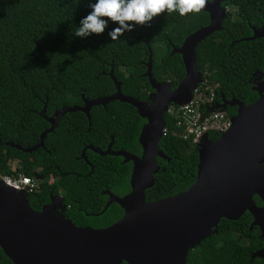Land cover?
Masks as SVG:
<instances>
[{"label":"trees","instance_id":"1","mask_svg":"<svg viewBox=\"0 0 264 264\" xmlns=\"http://www.w3.org/2000/svg\"><path fill=\"white\" fill-rule=\"evenodd\" d=\"M89 0H0V175H24L37 179L38 187L27 193L29 205L40 210L50 195L62 197L65 219L76 226L106 227L122 214L115 202L103 212L104 191L116 187L128 190V170L119 159L98 155L88 144L105 149L137 148V136L145 121L125 102L94 105L87 116L81 111L63 114L56 127L46 134L43 146L24 152L10 144L30 147L49 127L42 117L65 106L82 105V98L94 99L114 92L108 75L120 82L121 92L146 100L152 92L146 70L149 49L151 73L156 81H169L174 88L184 76L179 54H170L187 35L208 23L200 9L183 16L161 12L144 25H133L112 40L104 33L76 37L72 33L90 9ZM228 8L221 28L195 47L196 66L202 80L220 95L236 97L245 104L255 100L250 88L253 73L264 72V38L242 40L261 29L264 0H224ZM113 27L112 24L108 28ZM232 116L235 111L228 109ZM173 117L164 114V125ZM217 133L208 134L216 139ZM158 148L168 157L157 159L153 185L145 191L146 201L185 191L195 180L198 153L195 144L170 134L162 136ZM15 162L14 169L10 163ZM92 168V169H91ZM116 186V187H114ZM116 188L115 190H117ZM114 190V191H115ZM256 205L261 201L253 197ZM60 215V214H59ZM252 216L245 212L237 220L222 218L215 231L186 256L185 264H264L251 254L264 245L257 228H249ZM0 264H13L0 249ZM125 264V262L121 263Z\"/></svg>","mask_w":264,"mask_h":264},{"label":"water","instance_id":"2","mask_svg":"<svg viewBox=\"0 0 264 264\" xmlns=\"http://www.w3.org/2000/svg\"><path fill=\"white\" fill-rule=\"evenodd\" d=\"M222 1L205 0L201 9L208 14V23L187 35L179 47H172L171 53L180 55L184 67V76L174 88L169 81L153 78L149 49L143 75L153 92L146 100L123 94L110 68L113 93L94 99L81 96L82 105L61 107L51 116L43 108L42 117L49 127L40 133L39 141L30 147L10 144L32 152L43 146L44 137L63 114L81 111L90 124V108L114 100L132 105L145 120L137 137L140 157L113 152L112 137L104 150L91 144L81 150L80 157L85 161L87 149L99 155H122L125 161H132L130 192L116 196L104 191L108 200L100 213L113 202L123 210L122 216L106 227L76 226L56 213L55 209L63 206L61 196L50 195L40 210H34L26 193L0 181V249L13 264H185L188 251L212 234L222 218L237 220L245 212L252 216L250 227H257L264 241V92L249 104L230 101L237 105L231 125L216 139L205 136L196 145V177L185 191L152 201L145 199V190L153 185L158 171L156 156L166 158L158 148L164 114L171 104L187 103L202 82L194 50L200 41L220 30L225 17ZM250 28L252 34L242 40L264 38V23L259 30ZM220 97L221 103L214 108L225 107L227 102L223 95ZM254 196L260 199V206ZM255 256L264 260V245L251 254Z\"/></svg>","mask_w":264,"mask_h":264},{"label":"built area","instance_id":"3","mask_svg":"<svg viewBox=\"0 0 264 264\" xmlns=\"http://www.w3.org/2000/svg\"><path fill=\"white\" fill-rule=\"evenodd\" d=\"M217 86H210L207 80H202L192 91V97L187 103L169 105L166 113L172 116L174 121L171 126H163L162 136L170 134L182 140H189L196 146L208 134L217 133L219 136L228 130L232 116L224 109L214 108L217 104ZM0 181L13 190L26 194L38 187L36 178L22 173L0 175Z\"/></svg>","mask_w":264,"mask_h":264},{"label":"clouds","instance_id":"4","mask_svg":"<svg viewBox=\"0 0 264 264\" xmlns=\"http://www.w3.org/2000/svg\"><path fill=\"white\" fill-rule=\"evenodd\" d=\"M205 0H89L88 11L78 22L72 33L76 37H89L104 33L115 40L133 25H144L157 14L167 11L183 16L198 12ZM112 24L113 27L108 28Z\"/></svg>","mask_w":264,"mask_h":264},{"label":"flooded vegetation","instance_id":"5","mask_svg":"<svg viewBox=\"0 0 264 264\" xmlns=\"http://www.w3.org/2000/svg\"><path fill=\"white\" fill-rule=\"evenodd\" d=\"M224 10H225V12H226V9H228L227 7L226 8H223ZM171 50H172V47H171ZM171 50H170V54L172 55V53H171ZM173 54H176V53H173ZM250 88H251V90L253 91V94L255 95V100L256 99H258L259 97H260V95H262L263 94V92H264V72H262V71H258V70H256L254 73H253V76H252V79L250 80ZM152 92H153V90H152ZM152 92H150L149 94H151ZM149 94H148V96H149ZM221 95H223V94H221ZM223 97H224V99H225V101L227 102L226 104H225V107L223 108L224 110H228V109H231V110H234L235 111V113H236V111H237V105L235 104V105H233V103H230V101L231 100H240V101H243V103L245 104V102H244V100H241V99H239V98H236V97H226L225 95H223ZM255 100H253V101H255ZM252 101V102H253ZM217 103H221V97H220V100L217 102ZM145 122V121H144ZM143 122V123H144ZM142 123V124H143ZM142 124H141V126H142ZM141 126H140V128H141ZM139 132H140V130H139ZM139 134V133H138ZM138 137V136H137ZM138 143V142H137ZM112 144H113V140H112ZM112 144H111V150L113 151V152H118V151H122V152H126V153H129V154H132V155H134V156H137V157H140L141 156V153H142V151H141V147H140V144L138 143V146H137V148L136 149H134L133 151H130V150H128V149H126V148H124V147H117V148H113L112 149ZM108 145V144H107ZM107 147V146H106ZM106 149V148H105ZM101 150V149H100ZM102 150H104V149H102ZM92 151V150H91ZM99 155V154H98ZM107 155H109V154H107ZM110 156H113V157H115L116 159H119V164H120V166L122 167L121 169H124V170H128V190H126V188H125V186L123 187V188H118V187H116V186H114V187H116V188H118L117 190H108V189H106L105 191H109V192H111L112 194H114V195H116V196H123V195H125V194H127V193H129L130 192V185H129V178H130V174H131V170H132V161L131 160H124V157L122 156V155H110ZM157 159H166V160H169L168 159V157L166 156V158H162V157H160V156H156V161H157ZM153 182H154V179H153ZM151 188V187H150ZM150 188H148V189H150ZM148 189H146V190H148ZM145 190V191H146ZM106 195V197H107V199H106V201L108 200V195L107 194H105ZM56 196H58V195H56ZM106 201H105V203H106ZM56 210V213H58V214H62V215H64V206H62V207H58V208H56L55 209ZM251 223V222H250ZM249 228L250 229H252V228H257V227H255V226H251L250 227V224H249ZM258 229V228H257ZM259 231V230H258ZM259 236H260V233H259ZM261 238V237H260Z\"/></svg>","mask_w":264,"mask_h":264},{"label":"rangeland","instance_id":"6","mask_svg":"<svg viewBox=\"0 0 264 264\" xmlns=\"http://www.w3.org/2000/svg\"><path fill=\"white\" fill-rule=\"evenodd\" d=\"M10 166H11V168H14V167H15V162H14V161L11 162V163H10Z\"/></svg>","mask_w":264,"mask_h":264}]
</instances>
